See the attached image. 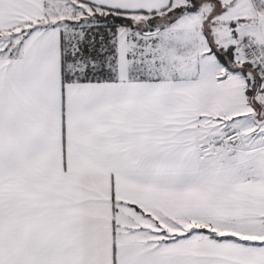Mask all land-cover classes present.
<instances>
[{
	"label": "snow or ice",
	"instance_id": "snow-or-ice-1",
	"mask_svg": "<svg viewBox=\"0 0 264 264\" xmlns=\"http://www.w3.org/2000/svg\"><path fill=\"white\" fill-rule=\"evenodd\" d=\"M0 264H264V0H0Z\"/></svg>",
	"mask_w": 264,
	"mask_h": 264
}]
</instances>
